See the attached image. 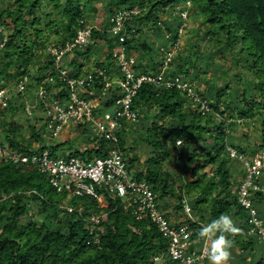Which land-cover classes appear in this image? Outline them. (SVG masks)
Masks as SVG:
<instances>
[{"label": "trees", "instance_id": "1", "mask_svg": "<svg viewBox=\"0 0 264 264\" xmlns=\"http://www.w3.org/2000/svg\"><path fill=\"white\" fill-rule=\"evenodd\" d=\"M43 1L45 0H11L13 8L8 6L0 10V27L7 30L8 34L3 35L0 29V42L6 38L5 46L0 52V67L6 61L13 63L14 76L3 74L7 79L14 78L15 84L18 78L27 77L29 80L27 90H33L41 85L43 80L53 78L52 83L45 84L43 88L47 89L50 96L64 100L66 84L59 82L52 56L47 53L45 62L38 65L36 63L39 53L45 52L44 44L40 41L44 31L39 29L42 18L38 13L41 11ZM46 1L52 5L54 12L61 13L62 19L59 21L58 29H65L59 36L61 43L56 48H63L67 42L72 43L78 31L91 26L83 18L92 4L97 7L103 5L106 9L107 24L101 28L91 27L90 40L95 43H91L86 49L77 48L73 52L68 64L70 77L73 75L78 77L83 73L82 58L90 54L91 46L100 45L107 46L108 52L103 55V62L98 61V67L107 70L110 76L116 75L114 59L111 56L116 39L108 32L112 26L111 20L116 11H130L136 8L140 11L139 14H131L129 21L124 25L127 36L123 45L128 55H133L136 49L143 54H150L156 46L155 41L161 40L162 45L158 47L161 49L160 57L150 60L147 68H144L147 75H159L163 72L167 54L172 53L175 46L179 45L176 44L178 30L184 22L183 13L187 10L184 2L195 5L203 24L209 27L206 31V41L213 44L214 48L210 49L208 54L215 52L223 57L228 55L238 75H242V71L245 70L255 76L253 80L245 82L246 91L241 95L237 94L234 82L230 87V102L225 95L229 83L223 79H219L216 86L207 83L204 88L188 84L184 91L176 85L167 88L164 84H143L133 103L134 110L139 114L136 125L147 129L149 133L147 141L155 150L159 148L163 150L162 154L157 155V159L167 157L172 149H176L175 159L182 168L183 181L177 187L178 192L174 191L170 176L162 173L158 161H152L153 165L147 168L145 174L133 172V177L137 181H144L157 195L161 212L165 210L162 202H167L169 198L176 199L177 203L173 208L182 212L186 202L182 198L183 193L192 195L190 208L194 220L189 221L188 225L192 240L198 238L201 245L206 241V237L199 236L204 227L202 223L206 220L205 215L208 214L211 218L209 222L218 219L220 215H229L238 229L234 233L227 231L223 233L232 243L229 249L230 259L239 256L238 264L251 262L264 264V244L256 235H250L253 228L251 217L239 203L238 188L245 172L243 170L236 176L229 171L233 159L226 153L225 126L220 121L227 113H233L234 115H229L234 120L241 121L255 114L259 115L262 118V131L258 141L244 149L233 144L229 148L242 159H251L264 150V0ZM181 5L184 7L180 10L177 6ZM161 7L168 8L165 10L166 20L162 21L155 17L149 29L148 39L144 41L136 38L140 30L138 25L155 16ZM53 15V12L45 13L44 17L48 20L45 30H51L55 26L51 19ZM29 30H32L33 36L30 42L25 37ZM152 35L154 39L151 40ZM196 47L193 45L187 53H182L177 47L164 72L165 81L171 80L174 83L176 79H180L183 84H187L197 77L196 71L192 72L188 66L192 61L195 69H199L193 58V49ZM13 52H16V59L12 58ZM209 56L204 55L202 63H206ZM33 67L35 73L30 72ZM239 80L243 82L242 78ZM188 90L199 101L189 97ZM114 91L116 89L109 92L105 103L107 107H112L116 95ZM202 102L208 106V112L203 113L200 110ZM186 103L188 106L184 110ZM6 106L0 107V117H3L5 112H8L11 118L20 110L24 112V108L21 109L24 105L20 107L15 104L10 96ZM157 115L166 119L160 125L153 121ZM39 117L32 119L27 116V120L33 122L29 125L32 134L30 139L23 141L21 145L14 140L20 126L10 122L13 118L5 120L3 126L6 127L7 134L3 137L4 143L7 142L11 149L20 154L31 155L47 150L55 157V152L60 146L65 145L67 139L63 140V143L52 145L55 139L44 137L46 131L42 132L40 127L36 126L38 121L42 123ZM232 124L235 125V122ZM76 128L80 130L79 127ZM80 131L86 135L85 141L92 144V133L84 129ZM125 135L126 129L118 135L119 146L124 152L128 170L132 173L135 158L127 155ZM180 139L184 144L177 147L176 142ZM99 147L105 148V143H100ZM89 150L96 151L94 148ZM22 168V164L0 160V264H180L173 261L167 253L168 241L162 238L156 226L148 219L135 220L132 214L124 211L123 201L106 189H99L96 192L104 195L107 207L101 208L97 201L80 197L84 200L83 204L73 206L75 210L69 214L65 210L66 207L59 204L54 196L40 184H36L35 179L45 177L44 174L38 170L22 171ZM255 183L264 189V175L257 177ZM193 195L196 196L195 200ZM263 200V191L257 192L252 204L264 224V216L256 204ZM77 206L83 209L81 214L77 212ZM35 212L43 214L44 219L36 221ZM89 213L100 217L99 227L94 228V225L86 220ZM91 229H94L92 234ZM220 234L221 232L217 230L212 236L216 238ZM95 236L99 237L98 243Z\"/></svg>", "mask_w": 264, "mask_h": 264}, {"label": "built area", "instance_id": "2", "mask_svg": "<svg viewBox=\"0 0 264 264\" xmlns=\"http://www.w3.org/2000/svg\"><path fill=\"white\" fill-rule=\"evenodd\" d=\"M136 10L117 11L111 20L112 26L108 31L116 39L114 48L111 51L116 75H111L107 70L95 67L88 72L78 76H69L68 64L73 52L78 49H86L91 43V27L78 31L72 43L67 42L62 48L50 49L48 54L53 58V64L59 82L66 84V97L64 100L52 97L43 88L45 84L52 83L53 78H47L35 88L34 99L24 104L25 114L29 117L40 110L42 123L45 126L43 134L49 139H56L62 135L66 126L79 127L80 130H89L92 133L94 149L105 143V150L102 156L85 157L80 159L70 157L67 160L62 158H52L50 152L44 150L36 154L24 155L13 150L3 161H12L38 170L47 176L50 186L58 194L73 195L76 197H87L100 203L104 200L102 193L96 190L102 189L112 193L113 196L123 201L125 212L132 214L135 220L143 221L148 219L160 232L162 238L167 239V253L173 261L180 264H210L208 259L209 248L206 244L199 249L194 246L191 238L189 221L191 211L185 202L183 205L184 221L175 223L167 215L160 211L158 197L149 189L144 181H137L128 170L124 159V152L120 149L118 135L129 125L136 124L139 118L138 112L134 110V98L143 84H164L167 88L176 85L182 91L186 90L187 84H183L180 79L173 83L171 80L165 81L164 72L167 69L169 59L177 51V45L172 53L167 54V60L163 63V72L157 76L144 73L139 67L138 57L128 55L123 45L126 40L125 23L130 19V15ZM128 38V37H127ZM4 41L0 42V52ZM28 78L20 77L15 84V91L19 94L27 92ZM116 93L112 107H107L106 102L111 90ZM191 91L188 90V95ZM10 90L0 88V107H7ZM194 100L199 101L193 94ZM41 108V109H39ZM200 110L208 112V106L202 102ZM176 145H181L177 141ZM5 152L3 143H0V156ZM232 158L238 159L243 166L245 175L238 188L239 203L245 211L249 213L250 222L253 228L250 230L251 236H257L264 244V224L255 209H253L252 199L257 192L263 191L255 179L264 175V157L257 154L251 160L238 157L233 150H229ZM2 158V157H1ZM0 158V159H1ZM70 214L75 208L66 207ZM77 212L82 213V208L77 206ZM87 221L99 227L100 217L94 213H89ZM187 222V223H183ZM94 229H91V234ZM98 238L95 236L96 243ZM205 242V241H204Z\"/></svg>", "mask_w": 264, "mask_h": 264}, {"label": "rangeland", "instance_id": "3", "mask_svg": "<svg viewBox=\"0 0 264 264\" xmlns=\"http://www.w3.org/2000/svg\"><path fill=\"white\" fill-rule=\"evenodd\" d=\"M185 7H187L186 12L183 13V19L184 22L182 23L181 27L178 30V40L176 44H179L177 47L180 48L179 50L182 53H187L190 51L191 47L193 48L194 46H197L194 48V53H193V58L196 60L195 64L196 66L199 67V69H195L193 66V62L188 64L190 66L192 72L197 73V77L191 82H188L191 86H199L200 88H204L207 83H210V85L216 86L219 84V79L220 80H225L229 83V86L227 90H225V95H227V101L230 102V87L233 86L234 82L236 83L235 89L237 90V94H240L243 91H246L245 88V82L247 80H253L255 76L249 72H245V70L242 71V75H238L236 73V69L232 64V59L229 58L227 54V57L220 56L218 53L215 54V52L208 54V51L212 48H214L213 44L208 43L207 40V35L206 31L209 29V27L205 24H203L202 17L200 14L197 12V9L195 5L189 2H184ZM8 6H11L13 8L11 0H4L0 1V10L6 9ZM102 6V7H101ZM100 7L96 6L95 4L91 5V8L89 9V12L85 14L84 16V21L90 26H94L97 28L103 27V25L107 24V15L105 6L101 5ZM184 7V5L177 6L181 10V8ZM52 5L48 3V1H43L41 11L39 13V17L42 18V24L40 26V30L43 31V37L40 40L41 43H43L45 47V52H40L38 55V60H36L37 65L39 63H43L46 60L47 53L49 52L50 49H56V46L60 45V34L65 32L64 28L59 27V21L62 19L61 13L57 14L52 10ZM165 10L167 11L168 8L164 7L160 10H157L158 12L155 13V16H151L150 19H148L146 22L141 23L138 25V28H140L139 33L137 34L136 38H139L141 40L146 41L149 36V29L152 27L153 22L155 21V17H158V19H161L162 21L166 20V13ZM116 11V10H115ZM114 11V12H115ZM53 12L54 15L52 16V20L55 22V26L50 30L47 29L45 30V24L48 23V20L44 17L45 13H50ZM138 8H136V14H139ZM44 13V15L42 14ZM42 15V16H40ZM115 15V14H114ZM113 15V16H114ZM176 15V13L174 14ZM27 18H29V14L27 15ZM182 19V20H183ZM1 32L3 35H8L6 34L7 30L3 29V27H0ZM32 30H29L25 33V37L27 38V41H32L33 36L31 35ZM152 37V38H151ZM150 37V39H154L153 35ZM6 41V38L4 39ZM138 40V39H137ZM154 45H156L153 48V51L148 54V53H141L139 51L134 50L133 55H138V64L141 69L144 70L148 66V62L153 61L154 58H159L160 57V50L158 47L162 45V41L157 40L155 41ZM91 52L89 55H86L82 58V70L86 73L90 70L93 71L95 67H98L99 63L103 62L104 58L103 55L108 52V47L100 45L99 47L96 46H91ZM4 48V47H3ZM215 51V50H214ZM14 53L13 59H16V52ZM204 55H210L208 57V61L206 63H202V57ZM176 58V57H175ZM99 61V63H98ZM82 71V72H83ZM30 72L35 73L34 67L30 69ZM3 73H8L12 76H14V64L11 62H4L2 63L0 67V75L2 78L0 79V88L5 86L4 88L10 90V98L11 100L19 105L20 107L24 105L25 103L31 102L34 99V92L35 89L33 90H28L24 94H19L15 91L14 89V84L15 80L14 78L12 79H7V76H5ZM242 78L243 82L240 81L239 79ZM233 81V82H232ZM233 89V88H232ZM191 90V89H190ZM189 97L194 98L193 93L189 95ZM188 104L186 103L184 110L187 109ZM6 108V107H4ZM23 106L21 107V109ZM21 111V110H20ZM18 112L16 115H14L12 118L10 117V114L8 112H5V115L3 117H0V143L4 144L5 147V152L2 156H0V160H3L4 158L6 159L8 156H10V153L13 152L12 149L8 146L7 142L4 143L3 137L6 133V127L3 126L5 120H12L10 121L12 124L15 126H20V129L18 130L17 134L14 135V140L17 142L19 145L22 143L28 141L30 139V135L32 134V131L29 128L30 123H33L32 120H27V116L24 112ZM234 115L233 113H227V116L221 117V122H223V125L225 126L224 130L226 133V153L229 154L228 150L231 147L230 145H236L241 149H244L246 147L253 146L254 143L258 141V137L261 134V129H262V118L255 114L252 117H250L247 120H234L230 115ZM41 116V111L39 110L34 117H31L34 119L35 117ZM30 118V119H31ZM40 118V117H39ZM165 118H162L161 115H157V117L153 120L155 124H161L165 121ZM233 120V121H232ZM235 122V125L232 123ZM233 125V126H231ZM36 126L40 127V129L44 130L45 126L38 121ZM127 135H125V144H126V151L128 152L127 155L131 158H135V162L133 163L132 166V173L133 172H140L141 174H145L147 168L151 167L152 161L160 164L161 171L162 173H166L170 176L172 180V188L174 191L178 192L177 187L182 184V177H183V172L182 168L178 164V160L176 158V149H172V151L169 152V155L164 158H159L157 159V155L163 153L162 149L155 150V148L148 143V137L149 133L147 132V129L145 127H139L136 124L129 125L127 128ZM86 135L83 134L79 129L73 127V126H66L65 129L62 132V135L58 138H56L53 141L52 145H55L56 143H63L62 141H66L65 145L60 146L59 149L55 152V157L52 158H62L67 160L70 157H76L80 159H85V157H89L92 159L93 157H98L102 156L103 152L105 150L104 147H98V150L91 151L89 150L90 148H94V141L92 140V144L87 143L86 140ZM159 140V139H158ZM24 141V142H23ZM157 141V140H156ZM181 141V146L184 144L183 140ZM46 143V142H45ZM201 144V143H200ZM177 146V145H176ZM180 145L177 147H181ZM186 151V150H185ZM97 152V154L95 153ZM52 153V151H51ZM260 156L264 157V150L260 153H257ZM256 154V155H257ZM254 155L253 157H255ZM252 158V157H251ZM233 161L229 166V171L233 173L236 176H239L241 171H243V166L242 163L237 160L236 158H232ZM128 160V159H127ZM26 170H34L33 168L23 166L22 171ZM209 170V168L207 169ZM36 184H40L46 191H48L52 196H54L55 200L59 202V204H62L64 207H70V206H75V205H82L84 200L80 197H76L73 195H67V194H58L54 193V189L49 184L48 178L45 175V177H37L35 179ZM53 190V191H52ZM159 196V195H158ZM192 195H188L187 193H183L182 198L186 201L187 206L189 207L190 211V202ZM195 195H193V198L195 200ZM176 199H167V202L163 203L162 205L165 207V210L163 211L167 217L170 220H173L175 223H180V221H184L185 219L183 218V211L184 208L182 209V212L179 210L174 209L173 207L176 206ZM257 207L259 210L262 211V215L264 216V200L261 202H257ZM101 208L107 207V204L102 201L100 203ZM191 218L192 216V211L190 213ZM205 222L202 223L203 226H207L211 221V218L209 217L208 214L205 215ZM44 219V215L41 214L40 212H35V220L40 222L41 220ZM214 233H210L208 237H206V241L204 244L208 246L210 249V245L212 240L216 239L212 236ZM194 246L196 249L201 248L203 245H201L198 242V238H194ZM239 256H237L238 258ZM236 258H231L228 262V264H238L239 260ZM231 261V262H230ZM252 263V262H251ZM249 263V264H251Z\"/></svg>", "mask_w": 264, "mask_h": 264}, {"label": "clouds", "instance_id": "4", "mask_svg": "<svg viewBox=\"0 0 264 264\" xmlns=\"http://www.w3.org/2000/svg\"><path fill=\"white\" fill-rule=\"evenodd\" d=\"M217 230H219L221 234L216 239L212 240L208 259L210 264H228L231 255L229 249L232 247V243L230 240L226 239L223 233L225 231L234 233L238 231V229L234 226L232 218L229 215L224 214L220 215L218 219L213 220L207 226L203 227L199 236L202 238L208 237L210 233H214Z\"/></svg>", "mask_w": 264, "mask_h": 264}]
</instances>
